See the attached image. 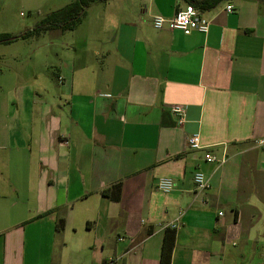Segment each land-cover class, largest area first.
<instances>
[{
  "label": "crops",
  "instance_id": "0c3cea01",
  "mask_svg": "<svg viewBox=\"0 0 264 264\" xmlns=\"http://www.w3.org/2000/svg\"><path fill=\"white\" fill-rule=\"evenodd\" d=\"M186 4L94 3L58 88L2 72L0 264H159L167 228L171 264H264V1L199 10L207 32L154 27Z\"/></svg>",
  "mask_w": 264,
  "mask_h": 264
},
{
  "label": "rangeland",
  "instance_id": "374dc122",
  "mask_svg": "<svg viewBox=\"0 0 264 264\" xmlns=\"http://www.w3.org/2000/svg\"><path fill=\"white\" fill-rule=\"evenodd\" d=\"M70 1L36 0L34 7L29 11L23 0H0V32H21L31 28L48 12ZM95 3L103 6L106 2ZM87 14L86 12L78 28L85 21ZM75 30H46L40 35L17 39L8 44L0 43V78L3 72L7 75L6 79L10 80V83L4 81V88H58L56 73L61 58L69 53L68 43L79 45V40L86 35L83 31ZM9 73H13L15 77L11 79ZM11 81L14 87H10Z\"/></svg>",
  "mask_w": 264,
  "mask_h": 264
},
{
  "label": "trees",
  "instance_id": "16d2710c",
  "mask_svg": "<svg viewBox=\"0 0 264 264\" xmlns=\"http://www.w3.org/2000/svg\"><path fill=\"white\" fill-rule=\"evenodd\" d=\"M108 0H71L62 7L48 12L33 27L27 28L19 33L0 32V43L8 44L17 39H25L32 35H40L43 31L61 29L75 30L85 16L87 9L95 2H106ZM187 3L193 4L198 10L206 11L216 7L223 0H186ZM264 1V0H261ZM115 194L110 195V189L104 190L105 195L118 199L121 192V183L115 184ZM64 218H60L57 223V230H62ZM176 230L167 228L161 248L160 263L171 264L173 249L175 246Z\"/></svg>",
  "mask_w": 264,
  "mask_h": 264
},
{
  "label": "built area",
  "instance_id": "2783aa9c",
  "mask_svg": "<svg viewBox=\"0 0 264 264\" xmlns=\"http://www.w3.org/2000/svg\"><path fill=\"white\" fill-rule=\"evenodd\" d=\"M147 1V0H144ZM232 5H227V10H232ZM153 24L155 28L161 29L167 26L169 29H179L182 30L185 34H189L193 30H199L207 32L209 29L210 21L201 15V12L193 5L186 4L183 8H180L176 11L174 16L166 18L162 15H156L153 17ZM174 114L179 116V123L182 124L185 119V107L182 105H174L172 108ZM264 140H259V145H263ZM188 146L191 148H202L204 147L201 144L200 136L194 134L188 138ZM205 158L208 161H214L215 157L207 152ZM194 183L199 190L207 189L210 184L205 174L202 171H197L194 175ZM173 183L170 178H161L157 183V188L164 191L170 192L172 189Z\"/></svg>",
  "mask_w": 264,
  "mask_h": 264
}]
</instances>
